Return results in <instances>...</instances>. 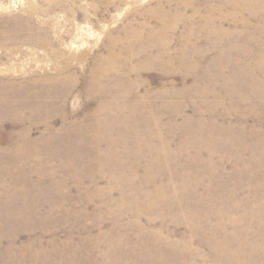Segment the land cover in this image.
Segmentation results:
<instances>
[{
    "label": "rangeland",
    "instance_id": "rangeland-1",
    "mask_svg": "<svg viewBox=\"0 0 264 264\" xmlns=\"http://www.w3.org/2000/svg\"><path fill=\"white\" fill-rule=\"evenodd\" d=\"M0 264H264V0H0Z\"/></svg>",
    "mask_w": 264,
    "mask_h": 264
},
{
    "label": "bare ground",
    "instance_id": "bare-ground-1",
    "mask_svg": "<svg viewBox=\"0 0 264 264\" xmlns=\"http://www.w3.org/2000/svg\"><path fill=\"white\" fill-rule=\"evenodd\" d=\"M5 96V95H4ZM25 96H29V94H26ZM9 106H10V103H9ZM26 107V106H25Z\"/></svg>",
    "mask_w": 264,
    "mask_h": 264
}]
</instances>
